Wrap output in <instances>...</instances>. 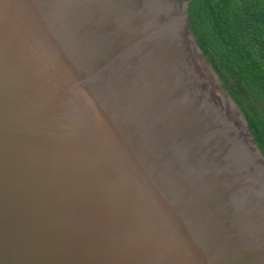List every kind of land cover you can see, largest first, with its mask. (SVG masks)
Masks as SVG:
<instances>
[{"label": "water", "instance_id": "obj_1", "mask_svg": "<svg viewBox=\"0 0 264 264\" xmlns=\"http://www.w3.org/2000/svg\"><path fill=\"white\" fill-rule=\"evenodd\" d=\"M0 264H264V137L192 0H0Z\"/></svg>", "mask_w": 264, "mask_h": 264}, {"label": "trees", "instance_id": "obj_2", "mask_svg": "<svg viewBox=\"0 0 264 264\" xmlns=\"http://www.w3.org/2000/svg\"><path fill=\"white\" fill-rule=\"evenodd\" d=\"M231 93L264 137V0H192Z\"/></svg>", "mask_w": 264, "mask_h": 264}]
</instances>
